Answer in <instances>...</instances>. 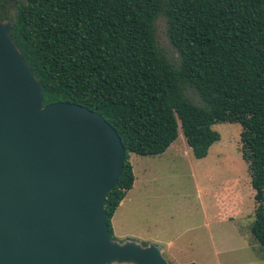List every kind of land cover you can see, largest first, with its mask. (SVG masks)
Segmentation results:
<instances>
[{"label":"trees","instance_id":"1","mask_svg":"<svg viewBox=\"0 0 264 264\" xmlns=\"http://www.w3.org/2000/svg\"><path fill=\"white\" fill-rule=\"evenodd\" d=\"M160 15L177 66L157 44ZM0 19L13 22L45 105L87 107L121 136L125 165L106 207L112 238L113 217L136 179L127 154L165 153L181 124L194 156L204 158L220 139L213 121L234 120L244 128L260 203L251 233L264 249V0H0ZM189 86L205 107L190 101Z\"/></svg>","mask_w":264,"mask_h":264},{"label":"water","instance_id":"2","mask_svg":"<svg viewBox=\"0 0 264 264\" xmlns=\"http://www.w3.org/2000/svg\"><path fill=\"white\" fill-rule=\"evenodd\" d=\"M12 32L0 19V264H171L160 245L112 238L122 138L94 110L45 105Z\"/></svg>","mask_w":264,"mask_h":264},{"label":"rangeland","instance_id":"3","mask_svg":"<svg viewBox=\"0 0 264 264\" xmlns=\"http://www.w3.org/2000/svg\"><path fill=\"white\" fill-rule=\"evenodd\" d=\"M155 37L177 66L181 56L164 15L155 22ZM185 93L205 107L193 87ZM211 129L220 139L204 158L194 156L181 124L165 153L127 154L136 179L113 218L117 240L160 245L171 264H264V249L251 233L260 203L243 156V125L215 120Z\"/></svg>","mask_w":264,"mask_h":264},{"label":"crops","instance_id":"4","mask_svg":"<svg viewBox=\"0 0 264 264\" xmlns=\"http://www.w3.org/2000/svg\"><path fill=\"white\" fill-rule=\"evenodd\" d=\"M123 202V201H122ZM115 216V215H114ZM114 218V217H113ZM112 223H113V220H112ZM113 229H114V231H115V228H114V226H113Z\"/></svg>","mask_w":264,"mask_h":264}]
</instances>
